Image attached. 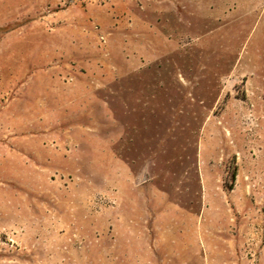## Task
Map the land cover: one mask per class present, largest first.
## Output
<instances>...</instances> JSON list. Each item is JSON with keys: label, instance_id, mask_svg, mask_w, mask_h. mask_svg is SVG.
I'll return each mask as SVG.
<instances>
[{"label": "rangeland", "instance_id": "374dc122", "mask_svg": "<svg viewBox=\"0 0 264 264\" xmlns=\"http://www.w3.org/2000/svg\"><path fill=\"white\" fill-rule=\"evenodd\" d=\"M143 221L146 264H264V0H0V264H136Z\"/></svg>", "mask_w": 264, "mask_h": 264}, {"label": "crops", "instance_id": "0c3cea01", "mask_svg": "<svg viewBox=\"0 0 264 264\" xmlns=\"http://www.w3.org/2000/svg\"><path fill=\"white\" fill-rule=\"evenodd\" d=\"M79 50V45L77 47H72V52ZM65 51H61L63 57L60 58V61L64 59ZM32 86H37L36 89H31L28 95L35 99L36 95L41 96V100L32 103L31 106L26 107L30 116H59L60 112H64L65 103L68 102L72 106H68L69 110H74V102H79L81 99V91L79 83H69L65 82L59 78H48L40 83H31ZM55 87V88H53ZM31 100V101H32ZM170 212H176V206H171ZM166 225V224H165ZM145 222L137 223H117L113 227V231L117 230H126L127 232H119L117 236H120L123 240H129L130 242L126 245V248L123 249L124 261L129 263V261L136 262V264H146L150 261V250L149 245H146V233L145 229H150L146 227ZM155 226V225H154ZM166 226L171 227V229H178L176 224H167ZM165 228V227H164ZM135 241V243H134ZM147 246V248H146Z\"/></svg>", "mask_w": 264, "mask_h": 264}]
</instances>
